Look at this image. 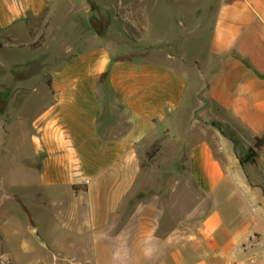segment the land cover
Listing matches in <instances>:
<instances>
[{
    "label": "crops",
    "instance_id": "0c3cea01",
    "mask_svg": "<svg viewBox=\"0 0 264 264\" xmlns=\"http://www.w3.org/2000/svg\"><path fill=\"white\" fill-rule=\"evenodd\" d=\"M56 19L83 44L29 73L17 57L51 51ZM0 31V90L24 95L0 116L6 246L26 230L93 264H264V193L241 163L264 135V0H0ZM137 36L157 43L132 57Z\"/></svg>",
    "mask_w": 264,
    "mask_h": 264
},
{
    "label": "rangeland",
    "instance_id": "374dc122",
    "mask_svg": "<svg viewBox=\"0 0 264 264\" xmlns=\"http://www.w3.org/2000/svg\"><path fill=\"white\" fill-rule=\"evenodd\" d=\"M29 25L31 33L34 36H38L37 41L33 44L37 46L41 45L40 47H43L46 41H43L46 29V19L41 17L37 20H32ZM55 25H57V27H65L66 35L56 34L58 39H52V41L49 42L51 44V51L48 50L49 52H47L45 49L43 51L39 50L36 52L28 49V51L26 50L25 52L18 55L17 58L21 60L22 64H28L31 61L33 62L26 68L29 73L37 74V72L41 71L43 67H47V65L51 63H57L59 60L63 59L69 49L77 50L83 44V42L80 41V34L83 31L84 26L81 25V27H79V24L72 23L71 19L67 21L64 20V22L63 20L59 21V19H56ZM87 30L95 32L93 26L88 25ZM56 36L53 35L54 38H56ZM34 39L36 38L28 37L27 41L31 42ZM131 40L132 41H130L128 44V46L131 48V51L128 55L132 57L147 55L152 51L151 50L148 52L149 49H152V45L157 43L140 36L134 37V39L132 38ZM12 56H14V54ZM37 59L39 60L36 61ZM24 75H26V73L14 72L12 74V79L13 81L16 79H21ZM14 85H8L6 89L0 90V116L6 121L9 118L8 114H6L9 100L12 102L15 101V105H17L24 96L21 92H17V94L14 93ZM199 95L202 96L201 93H199ZM12 132L14 134V131ZM248 166L252 176L258 181V183L261 184V186L259 185L257 192L263 194L264 175L262 172H264V153L258 152L257 165L253 166L252 163H248ZM8 195L9 194L7 192L0 191L1 211L5 209L11 211L14 210V207L11 204L12 201L9 200ZM10 218L12 219V222L19 220V218L14 217V215H12ZM4 223L5 222H2V225ZM2 225H0V235L3 237L5 236V228ZM23 236L25 239L17 243V246L15 247H10L8 245L6 246V243H3L0 237V264H93L90 262L89 258H87V253L85 250L62 248L54 240H51V243L43 244L40 241L38 242L35 233L27 232L26 230ZM89 252L90 251L88 250V253Z\"/></svg>",
    "mask_w": 264,
    "mask_h": 264
},
{
    "label": "trees",
    "instance_id": "16d2710c",
    "mask_svg": "<svg viewBox=\"0 0 264 264\" xmlns=\"http://www.w3.org/2000/svg\"><path fill=\"white\" fill-rule=\"evenodd\" d=\"M94 28H97V26H93ZM43 41H45V37H43ZM41 45H31L33 49H39ZM108 79V74H104L102 76V81H106ZM49 84L51 85V80H49ZM215 127H218L220 129V126L217 123L213 124ZM162 147V140L157 141L151 150L147 153V159L152 160L155 156L158 155ZM264 150V135L259 136L255 139L254 145L248 149V152L245 156L241 157V163L242 165H246L248 163L256 164L257 157H258V150Z\"/></svg>",
    "mask_w": 264,
    "mask_h": 264
},
{
    "label": "built area",
    "instance_id": "2783aa9c",
    "mask_svg": "<svg viewBox=\"0 0 264 264\" xmlns=\"http://www.w3.org/2000/svg\"><path fill=\"white\" fill-rule=\"evenodd\" d=\"M256 238H257L256 236H253V237L249 238L245 243H243L240 246L239 250L242 251V252H245L246 249H247V246L251 247L252 243L255 241ZM232 264H252V263L251 262H246L244 260L237 259V260H234L232 262Z\"/></svg>",
    "mask_w": 264,
    "mask_h": 264
}]
</instances>
